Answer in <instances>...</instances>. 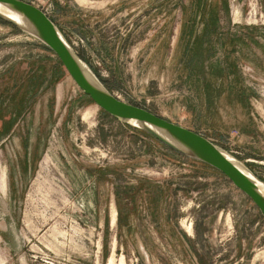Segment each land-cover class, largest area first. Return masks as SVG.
Returning a JSON list of instances; mask_svg holds the SVG:
<instances>
[{"label": "rangeland", "instance_id": "rangeland-1", "mask_svg": "<svg viewBox=\"0 0 264 264\" xmlns=\"http://www.w3.org/2000/svg\"><path fill=\"white\" fill-rule=\"evenodd\" d=\"M21 1L114 96L264 182V0ZM43 47L0 20V264H264L244 193L110 117Z\"/></svg>", "mask_w": 264, "mask_h": 264}, {"label": "water", "instance_id": "water-1", "mask_svg": "<svg viewBox=\"0 0 264 264\" xmlns=\"http://www.w3.org/2000/svg\"><path fill=\"white\" fill-rule=\"evenodd\" d=\"M0 8L25 21L28 28L0 12L1 21L35 37L50 49L78 88L106 114L150 135L176 153L219 171L255 204L264 217V193L258 184L264 182L244 164L204 136L114 96L40 8L21 0H0Z\"/></svg>", "mask_w": 264, "mask_h": 264}, {"label": "bare ground", "instance_id": "bare-ground-1", "mask_svg": "<svg viewBox=\"0 0 264 264\" xmlns=\"http://www.w3.org/2000/svg\"><path fill=\"white\" fill-rule=\"evenodd\" d=\"M0 12L1 13H4L5 15H8L10 18L14 19L16 22H18L20 25H22L24 28H28V24L23 21L21 18H19L18 16L16 15H13L9 12H6L4 9L0 8ZM259 184V187L261 189V191L264 193V184L263 183H258ZM115 217L113 218V222H115ZM189 230V229H188ZM190 231V230H189ZM114 259L112 258L111 261H110V264H114ZM123 264V262H122Z\"/></svg>", "mask_w": 264, "mask_h": 264}, {"label": "trees", "instance_id": "trees-1", "mask_svg": "<svg viewBox=\"0 0 264 264\" xmlns=\"http://www.w3.org/2000/svg\"><path fill=\"white\" fill-rule=\"evenodd\" d=\"M53 21V20H52ZM54 22V21H53ZM55 23V22H54ZM45 50L49 51V49H47L46 47H43ZM51 52V51H50ZM58 66L59 68H61L62 70H64V66L63 64L61 63V61L58 59ZM65 71H63L64 73ZM146 134V133H145ZM147 136L151 137L150 135L146 134ZM163 145V144H162Z\"/></svg>", "mask_w": 264, "mask_h": 264}]
</instances>
